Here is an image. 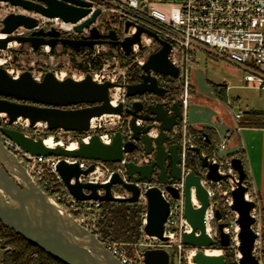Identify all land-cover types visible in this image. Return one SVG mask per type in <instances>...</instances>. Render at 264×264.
I'll return each mask as SVG.
<instances>
[{
	"label": "water",
	"instance_id": "obj_1",
	"mask_svg": "<svg viewBox=\"0 0 264 264\" xmlns=\"http://www.w3.org/2000/svg\"><path fill=\"white\" fill-rule=\"evenodd\" d=\"M1 3L20 8L27 13L38 14L47 18L58 17L66 23L81 24L75 27V31L82 33L85 28L90 29V36L86 39L62 37L60 31L50 28L48 31L40 29L32 31L27 36L15 35L19 28L34 29L38 20L25 13H11L2 20L0 29V51H6L9 44H30L35 52L41 47L49 46L51 52L57 46L70 47L75 51L82 48L93 49L98 43L107 42L111 45L121 46L126 55L131 54L132 46L141 44L142 33H147L160 45V49L152 53L143 64L141 81L125 85L126 95L130 99H136L147 94L159 98H168V89L160 86L159 76L179 79L180 70L169 59L171 44L160 36L141 26L137 32L124 39H120L117 31L108 29L101 33L99 27H91L100 16V9L93 11V4L85 0H0ZM133 23L126 22L127 32ZM48 37V39H47ZM121 86L110 81H95L91 74L77 80L72 77L59 79L53 72H47L41 81H38L32 72L26 71L18 76H13L0 66V114H6L9 125L18 118L29 120L31 126L39 122L46 123L50 131L63 129L70 132H84L89 129L93 118L106 114L123 116L130 119L131 135L116 132L111 144L103 143L98 135L90 139V143H81L77 150H67L63 147L51 148L44 144L42 139H34L9 127L1 128L0 132L13 141L25 152L32 156L63 157L77 160H96L105 163L116 164L122 161L125 153L133 154L142 152V155H150L156 144V158L150 164L140 165L137 160H131L126 164L130 182H125L121 175L115 173L108 184H93L81 182L80 176L93 172L94 166L83 170L79 162L70 164L62 159L57 171L62 177L64 185L78 201L101 202H139L140 188L136 185L144 180L150 181L155 167L160 168L159 175L162 183H170L167 177L171 170L172 178L180 180L181 169L178 164L181 161L179 149L181 146L172 144L168 151L164 148V142L169 140L167 132L175 126H179L183 120V111L176 103L173 105V115L168 114L165 108L167 102L146 106L142 101L135 100L132 104L113 106L110 102L111 87ZM13 99L14 101L10 100ZM142 119L147 125H136V120ZM151 122H159L160 134L157 138L148 135L154 126ZM205 137L210 142L208 135ZM199 151V149H197ZM170 159L171 166L165 164ZM233 167L240 173L243 181L247 172L243 161L238 157L232 160ZM203 166L209 168V178L220 180L217 174V165L209 164L203 160ZM74 180V182H72ZM120 186L128 193V197H115L113 188ZM175 197L179 194L176 189L169 187ZM192 189L200 207L193 206ZM102 192V193H100ZM247 188L242 185L234 192V204L232 209L239 213L238 224L239 251L242 258L238 264H259L258 259L252 254L256 235L252 230L255 219L251 216V210L255 207L253 202L245 200ZM147 199L146 225L144 234L149 237H157L166 241L164 237V225L170 212V205L163 197L159 188L154 187L145 192ZM209 206L207 190L201 184V178L193 173L185 177V205L184 215L192 227V232L184 234L183 243L191 248H200L194 256L195 264H226L225 255H209L202 249L215 245V240L206 234L204 223L205 212ZM217 218L221 219V213L217 211ZM0 221L17 234L33 243L52 257L65 264H122L92 233L80 226L73 217L53 203L49 197L35 184L27 174L25 167L17 157L9 151L0 140ZM224 224H219L221 231L220 246H230V235L222 230ZM145 264H171L169 253L162 248L146 249L143 252Z\"/></svg>",
	"mask_w": 264,
	"mask_h": 264
},
{
	"label": "built area",
	"instance_id": "obj_2",
	"mask_svg": "<svg viewBox=\"0 0 264 264\" xmlns=\"http://www.w3.org/2000/svg\"><path fill=\"white\" fill-rule=\"evenodd\" d=\"M85 1L93 4V11L96 9L101 11L100 16L91 27H99L101 33H106L108 29H113L117 31L121 40L135 34L138 26L153 31L161 39L171 44L169 59L180 70L181 75L177 80H179L184 89L178 101L170 100L169 98L162 99L152 94L130 99L127 97L126 89L124 88L130 82L127 80V71H122L119 66L120 61H127L124 58L129 57L132 59L130 67L133 64H138L142 67L149 59L148 57L160 49L161 45L147 33H142L141 44L133 45L129 56L126 55L121 46L111 45L107 42L98 43L93 49L84 48V53L88 59L98 58L101 61V68L88 74H91L97 83L110 81L121 85L110 89V102L113 106L119 104L128 106L135 100L142 101L146 106L167 102L165 108L168 110L169 115H173V105L176 103L179 105L180 103L179 106L183 111V120L179 126H175L171 131L167 132L169 140L165 141L163 145L167 151L172 144L181 146L179 149L181 161L178 164L182 173L181 179H173L169 169L167 177L172 181L170 183H162L159 177L161 169L155 167L150 181L144 180L136 184L141 191L139 202L143 203L146 209L148 202L145 192L151 188H159L163 197L168 201L170 212L164 225V237L167 240L162 241L157 237L145 235L144 242L130 253L124 245L104 239L98 230V218L92 214V211L98 209L104 202L95 200L78 201L64 185L62 177L57 171L59 162L65 159L70 164L79 162V166L83 170L91 165L94 166L93 172L80 176L81 182L108 184L112 176L118 173L128 183L130 178L126 164L131 160H137L140 165L150 164L156 158V144L154 142V150L150 155H142V152L125 153L122 161L116 164L96 160L32 156V154L22 150L1 133L3 145L17 157L19 162L25 167L30 179L39 186L49 199L59 206L64 213L73 217L80 226L92 233L122 264H145L143 252L146 249L157 248L165 249L169 253L171 264H182L183 258L189 260L190 263L192 259L194 260V256L200 248H191L183 243L184 234L192 232V227L184 215L185 177L188 173L199 176L202 186L208 193L209 206L204 217L206 234L215 240V245L220 243L221 231L219 224H224L222 231L230 235L229 247L233 249L234 260L238 264L242 258V254L238 249L240 246L238 236L241 229L238 224L239 213L233 210L232 207L234 204V192L242 185L247 188L245 200L255 204V207L251 210V216L255 219V223L251 228L257 237L252 254L258 259L259 264H263L264 222L259 192L251 173L249 177L246 176L241 181L240 173L232 165V160L237 156L229 152L230 140L235 133H239L242 129L240 121L243 119L245 111H241V109L233 111L232 116L236 121L235 129L228 132L220 141L210 140V142L202 132H191L192 129L187 121V111L189 104H191L192 95L190 91L191 68L192 64L197 61V55L202 51L214 54L241 69L244 72L245 84L256 88L264 97V0H158L156 2L144 0H99V3L96 0ZM3 5L9 6L5 8L7 10L5 16L13 12L25 13L38 20V24L34 29L19 28L15 31V35L25 36L32 31L55 28L61 33L68 35L70 39H86L90 36L91 28H85L82 33L75 31V27L84 20L77 24L66 23L58 17L47 18L38 14L27 13L20 8L0 2V8H3ZM102 17H104L103 21L101 20ZM128 21L133 24L126 32L125 25ZM106 47H115L118 50V54L111 55L106 50ZM10 48L9 44L6 51ZM43 48L47 52L49 51L48 46L41 47V49ZM6 51H0V53ZM110 64L114 65V67L112 68ZM127 68L124 69L127 70ZM35 78L38 81L42 80L41 77ZM233 106L230 103V109H233ZM22 119L24 118H18L10 126L7 116V120L4 124L0 123V127L9 126V128L23 131L28 137L37 140L42 139L46 146H48L46 142L51 140L54 145L51 148L60 146L67 150H77L81 143H90V139L94 135H98L103 143L109 145L112 143L116 132H123L126 136H130L132 133L130 127L131 118L126 114L123 116L106 114L93 118L89 129L81 133L63 129L50 131L46 123L39 122L35 126H31L27 119H24L26 123L23 126L20 125ZM151 124L154 126L148 132V135L152 138L159 137L160 123L151 122ZM136 125L144 127L147 123L142 119H137ZM260 128L264 130V119ZM204 141H208L209 147L213 149L212 152L200 151L197 143ZM240 150L244 152L243 145H241ZM197 154L199 165H191V159ZM204 159H207L209 164L218 166L217 174L221 177L220 180L209 178V168L203 166ZM165 164L170 168V159H167ZM169 187L176 189L179 196L175 197L168 189ZM192 190L193 206L200 207L201 204L196 198L195 190ZM113 195L122 198L128 197L129 193L122 187L117 186L113 188ZM218 210L221 213V219L217 218ZM146 218L145 213L143 218L144 226L147 223ZM2 242L3 240L0 237V264L3 251ZM215 245L202 250L206 253L219 251V255L223 254L224 248L221 246V249H217ZM188 249L191 250L189 251ZM187 253L190 254L186 255Z\"/></svg>",
	"mask_w": 264,
	"mask_h": 264
},
{
	"label": "rangeland",
	"instance_id": "obj_3",
	"mask_svg": "<svg viewBox=\"0 0 264 264\" xmlns=\"http://www.w3.org/2000/svg\"><path fill=\"white\" fill-rule=\"evenodd\" d=\"M98 3L99 0H96ZM0 8V23L7 13L6 7ZM104 20V17L101 18ZM49 47V46H48ZM40 49L35 52L28 44H12L11 48L0 53V66L5 68L13 76L20 75L26 71L33 73L35 77H41L47 72H53L59 79L63 77H72L81 79L86 74L94 71L91 66H87V55L84 53L75 54L73 50L58 46L56 51L50 52ZM111 54H118L115 47H106ZM197 61L192 64L191 79L196 87V97L198 101H191L188 111V121L190 124H202L207 127H216L220 133H224L227 124L231 122L236 124L232 112L254 110H264V97L254 87L247 86L244 82V72L214 54L202 51L197 55ZM113 68L114 65L110 64ZM131 62L120 61L119 66L122 71H128ZM127 68L125 70L124 68ZM128 80V79H127ZM229 85L226 100H222L215 91L216 86ZM192 92V88L190 90ZM239 99V105L233 103ZM230 102L233 103V109H230ZM7 115H0V123L4 124ZM25 120L20 121V125L25 124ZM243 128L242 138L245 146L249 170L256 183L260 184L261 164L258 158L263 145L264 132L260 129ZM236 149V148H235ZM235 149H231L234 151ZM260 199V195H259ZM261 203V199H260ZM264 236V234H263ZM264 243V237H263ZM189 250V249H188ZM191 250V249H190ZM189 250V251H190ZM190 254V253H189ZM188 253L186 255H189ZM225 254V252H223ZM187 262V263H186ZM195 264L192 259L191 263L183 258L182 264ZM264 264V253H263Z\"/></svg>",
	"mask_w": 264,
	"mask_h": 264
},
{
	"label": "trees",
	"instance_id": "obj_4",
	"mask_svg": "<svg viewBox=\"0 0 264 264\" xmlns=\"http://www.w3.org/2000/svg\"><path fill=\"white\" fill-rule=\"evenodd\" d=\"M84 49L79 52L74 51L75 54H81ZM127 61L131 62V58L125 57ZM87 66H91L93 70L101 68V61L98 58L88 59ZM143 68L138 64H133L127 71L128 82L138 83L141 81ZM159 84L165 87H172L178 85L176 95L171 97V100L178 101L183 93V87L179 80L173 79L170 76H159ZM225 87L216 86L215 91L222 100H226ZM180 105V103H179ZM264 112L263 111H246L244 117L240 121L242 127H261L263 125ZM196 133V131H191ZM207 134L209 140H212V135L208 131H199ZM197 146L200 151L212 152L213 149L209 147L208 141L199 142ZM238 159L241 158L249 177L250 171L248 168L246 156L243 151L238 150L234 154ZM191 165H199L198 154L191 159ZM50 195V194H48ZM146 213V207L141 202H109L102 203L101 206L92 211L93 215L98 218V230L100 235L113 243L124 245L130 253L136 247L144 242V224L143 218ZM0 237L2 238V255L1 264H65L62 261L52 257L33 243L27 241L25 238L17 234L15 231L5 226L0 221ZM215 248L221 249L220 243H216ZM226 264H237L234 260L233 249L230 247L224 248ZM187 263V262H186ZM184 263V264H186Z\"/></svg>",
	"mask_w": 264,
	"mask_h": 264
},
{
	"label": "crops",
	"instance_id": "obj_5",
	"mask_svg": "<svg viewBox=\"0 0 264 264\" xmlns=\"http://www.w3.org/2000/svg\"><path fill=\"white\" fill-rule=\"evenodd\" d=\"M144 1H151V2H156L158 0H144ZM224 89H225V96L227 97V92H228V89H229V85H224ZM191 88H192V92H191V99H190V102L191 101H198L199 98L196 97V87L194 85V83L192 82V79H191ZM231 103V102H230ZM233 103H236V105H239L240 101L239 99H237L236 101H234ZM232 103V104H233ZM190 105V104H189ZM251 110H254V109H251ZM251 110H248V111H251ZM188 111H189V107H188ZM188 111H187V121H188ZM254 111H261V110H254ZM246 112V111H245ZM264 112V110H263ZM189 122V121H188ZM190 124V123H189ZM190 127L193 131H208L209 133H211L212 135V140H216V141H220L221 139H223V137L230 131H233L236 127V124L234 125V123H230V124H227L226 126V129L224 131V133H220L219 132V129L216 128V127H207V126H204L202 124H190ZM244 127H242L241 131L239 133H235V135L232 137V139L230 140L229 142V152L231 154H235L238 152V150H240L241 148V145H243L244 147V154L246 156V160H247V154H246V148L243 144V138H242V130H243ZM245 128H250V129H255V131H258L257 129H260V131L262 130L264 132L263 129H261L260 127H245ZM264 135V134H263ZM236 148V149H235ZM231 149H235L234 151H232ZM258 158L260 159V166H261V179H260V184L258 186V184L256 183V181L254 180V178L252 177L255 185H256V188L259 192V195H260V199H261V205L263 207V222H264V139H263V145L261 147V153L259 154ZM247 164H248V168H249V164L248 163V160H247ZM250 171V170H249ZM251 173V172H250ZM252 176V175H251ZM263 227H264V223H263Z\"/></svg>",
	"mask_w": 264,
	"mask_h": 264
},
{
	"label": "flooded vegetation",
	"instance_id": "obj_6",
	"mask_svg": "<svg viewBox=\"0 0 264 264\" xmlns=\"http://www.w3.org/2000/svg\"><path fill=\"white\" fill-rule=\"evenodd\" d=\"M4 19V18H3ZM2 19V20H3ZM2 20H1V23H0V29L2 28ZM46 31H48L49 29H47V28H44ZM32 34V32H30V33H27V36H29V35H31ZM62 34V37H69L68 35H66V34H64V33H61ZM47 39H48V37H47ZM28 45H30V44H28ZM31 46V45H30ZM58 47V46H57ZM56 47V48H57ZM63 47V46H62ZM64 48H66V49H71V50H74V49H72V48H70V47H64ZM41 49V48H40ZM82 49H84V48H82ZM40 51V50H39ZM55 51H56V49H55ZM54 52V51H53ZM160 80V79H159ZM161 86V85H160ZM162 87H165V86H162ZM178 87V85L176 84V85H174V86H172V87H165V88H167L168 89V98L171 100V97L170 96H172V97H174L175 95H176V89L175 88H177ZM10 100H12V101H14L13 99H10ZM9 127V126H8ZM1 128H3V127H0V130H1ZM0 140L2 141V137H1V132H0Z\"/></svg>",
	"mask_w": 264,
	"mask_h": 264
},
{
	"label": "bare ground",
	"instance_id": "obj_7",
	"mask_svg": "<svg viewBox=\"0 0 264 264\" xmlns=\"http://www.w3.org/2000/svg\"><path fill=\"white\" fill-rule=\"evenodd\" d=\"M3 37H4V36H1L0 38H3ZM15 43H17V42H12V43L10 44V47H11L12 44H15ZM60 79H64V78L61 77ZM0 115H2V114H0ZM46 144H47L49 147H53V146H54L53 143L51 142V140H50V141H47ZM207 253H208V254H211V255H219V254H220L219 251H217V252H207Z\"/></svg>",
	"mask_w": 264,
	"mask_h": 264
}]
</instances>
